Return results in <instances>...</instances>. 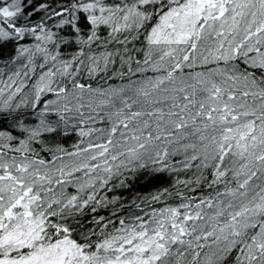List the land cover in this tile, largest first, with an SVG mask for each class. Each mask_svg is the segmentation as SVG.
Segmentation results:
<instances>
[{
    "label": "snow or ice",
    "instance_id": "snow-or-ice-1",
    "mask_svg": "<svg viewBox=\"0 0 264 264\" xmlns=\"http://www.w3.org/2000/svg\"><path fill=\"white\" fill-rule=\"evenodd\" d=\"M40 12L47 20L59 18L54 27L65 34L58 37L57 32L47 27L45 17L32 24L31 18ZM154 19L157 22L152 26L149 22ZM217 22L219 29L216 28ZM102 25L111 28L110 36L150 27L148 44L166 46L160 48L159 61L152 63V70L160 71L161 62L166 57L170 70L164 69L166 75L149 78L135 86L132 96H121L125 91L123 88L108 93L110 97L120 98V107L107 113L111 127L80 131L81 136L90 135L93 131L101 133L98 139L103 142L90 143L87 148L80 149V152L88 154L87 160L98 162H82L68 172L64 168L57 169L60 176L70 177L82 170L85 176H90L101 169L107 176L97 178L100 187H104L113 175L120 174L121 166L129 171L145 168V156L154 164L163 165L155 171H163L167 167L164 162L169 152L167 147L161 148L160 145L172 144L182 136L190 135L198 141L184 146L193 150L190 159H200L205 168L209 167L205 161L215 162L212 165L215 169L212 184L221 182L232 171L236 186L217 193V196L226 195L232 199L226 204L220 201L223 207L210 218L211 224L200 226L196 223L204 220L201 205L206 203L207 207H213L211 199L201 200L195 206V215L181 212L180 208L189 207L181 204L179 208L162 210L160 218L153 213L151 223L138 217L141 220L138 225L121 227L118 229L120 235L93 243L91 236L95 235L94 230L82 231L83 223L77 217L96 201L93 180L78 187V193L86 188L93 190L86 197L71 195L50 199L48 195L53 192L50 187L53 182L63 185L69 181L59 178L53 181L47 172L41 174L36 165H44V160L29 161L24 157L17 163L13 157L9 163L3 159L6 153L0 151V264H185L184 257L189 254L192 260L188 264H201L199 258L205 248L210 251L204 253L203 264H229L234 252L239 253L235 255V264H264V184L255 182L264 176V0H131V3L121 0L116 4H106L105 0H72L66 6L57 7L47 2L33 7L28 0H12L0 6V56L4 55L6 47L19 45L31 35L38 41L34 46L35 52L45 53L47 59L51 54L47 47H41L42 44H56L58 37L64 45L73 42L90 45L99 39L97 33ZM85 28L88 33L84 32ZM213 32L217 40L215 50L209 49L208 55L201 53L202 63H209L211 57L212 61H223L228 65L230 61L243 58L248 68L232 75L214 70L212 75L226 77L220 83L212 75L204 78L203 73H197L192 78L195 82L181 80L177 85L173 73L182 70L185 62H188V67L193 66L198 42L211 37ZM241 32L243 35L237 40ZM119 42L126 43L127 37ZM14 51L17 57L25 53L34 54L32 47L23 45L15 47ZM108 56L104 58L105 67L109 62ZM56 58V55H51L52 60ZM150 60L151 54L146 53L143 64L149 65ZM136 63L137 71L146 70L139 67L140 61ZM69 67L71 64L65 62L64 73ZM235 67L232 65L233 69ZM249 68L260 70L261 78L257 79L256 73ZM90 71L94 72L95 68ZM128 71L132 72L131 63ZM46 75L52 77L55 73L49 71ZM40 80L43 81L44 76ZM240 83L243 84L242 89L236 87ZM133 85H136L135 81L130 82L129 87ZM73 87L81 93L85 90L83 84H74ZM20 91L21 88L17 87L9 95L0 113L11 115L21 107L17 104L13 108L9 103ZM44 91H55L57 97L63 93L67 99L65 88L54 90L50 82L45 83L36 87L33 108L39 104ZM88 91L93 90L89 88ZM99 94L106 95L105 92ZM249 97L252 104L248 103ZM55 103L48 101L44 104L40 112L42 118L35 127L27 126L23 113L12 116L14 126L27 136L18 140V147H13L11 142L17 137L9 131H0V149L27 152L29 143L37 137L45 133L58 135L59 123L43 118L50 105ZM107 104L115 107L111 98L101 101V105ZM82 107L84 105L80 104L76 111ZM64 110L71 111L67 103ZM57 115L60 121H64L65 117L58 110ZM226 158H238V169L224 166ZM109 160H119L115 173ZM184 167L189 168L191 164L186 163ZM120 183L123 186L124 181ZM91 210L96 212V207ZM49 217H60V222L53 223ZM120 224L124 225V221L121 220Z\"/></svg>",
    "mask_w": 264,
    "mask_h": 264
},
{
    "label": "trees",
    "instance_id": "trees-1",
    "mask_svg": "<svg viewBox=\"0 0 264 264\" xmlns=\"http://www.w3.org/2000/svg\"><path fill=\"white\" fill-rule=\"evenodd\" d=\"M42 2H47L53 7H57L58 5L66 6L71 3L72 0H28V3L32 4L33 7H37ZM127 2L131 3V0H127ZM105 3L116 4L121 3V0H105ZM3 5V1L0 0V6ZM27 10L31 11V9ZM42 17H45L43 12L35 14L31 18V23L35 24L40 22ZM58 19L59 18L47 20L45 17L47 27L57 32L59 37L65 33L59 32V30L54 27ZM156 22L157 20L154 19L149 23L154 26ZM84 32L88 33V29L85 28ZM110 32V27L102 25L97 33L99 39L93 41L90 45L77 44L75 42L71 45H64L59 42L58 37L56 44H42L41 47H47L51 55L57 56L55 61L51 59V55L45 59V53L35 52L34 46L38 41L31 35L27 36L25 40L20 41L19 45L32 47L34 54L25 53L17 57L14 49L19 45H9L4 49V55L0 56V83L2 85L3 81L6 82V79L9 78V74L13 76L19 73V76H14V79L18 78L20 81L17 80L18 84L16 85V81L14 84L16 85L15 87H20V85H22V88L20 87V94H16L12 100L9 101L13 108H15L17 104L21 105V107L11 115L0 113V131H9L12 135L16 136L17 140L13 141L14 144L17 145L19 139H25L23 138L25 133H21L14 126L12 116H15L17 113H23L26 118L27 126L35 127L42 118L40 112L43 110L44 104L48 101H53L54 98L57 97V95L49 96L50 92H43L41 93L39 104L33 108L32 104L35 100L36 92L34 88H32V76H35L42 70L49 69L52 73H55L51 83L56 84L54 90L65 88L68 93L67 99L64 98L63 93L60 97H57V100H54L56 103L50 105V110L43 117L53 123H59V134L53 136L45 133L31 141L29 143V151L32 152L29 155L31 159H47L49 157V150L50 152L58 151L60 153L61 151L59 149H62L66 154L72 152L71 150L76 149L86 140V135H80L81 129L85 132L89 129H109L111 127V122L107 117V113L115 112L116 108L120 107V98L116 96L110 97L115 101V107L112 104L101 105V101L110 98H108L107 95L100 96L99 92L108 93L112 90L123 88L125 91L121 93V96H132L135 86L142 84L149 78L155 79L158 76L166 75L167 73L164 69L170 70L167 57L165 61L161 62L162 68L160 71L152 70V63L159 61L161 55L160 48L166 46H150L148 44L147 34L150 32V27L146 26L138 30L132 29L129 31H122L114 33L112 36L109 35ZM126 37V43L122 44L119 42L125 40ZM133 37H136V39H133ZM211 38L212 37H209L198 42L196 62L192 67H188V62H185L182 66V70L178 69L173 73L176 78V84H179L181 79H186L197 73H204V75H208L209 73L212 74L214 72L212 68H217V70L219 68L222 70L225 69L224 66L226 65L223 61H212L211 57H209V63H202L201 53L208 55V50L211 49L209 45ZM81 50L83 51L82 55ZM57 52L59 55H57ZM146 53L151 54L149 65L143 64ZM108 54L111 55L108 56ZM105 56H108L109 60L106 67L104 60ZM74 57L76 59H74ZM129 57H131L130 61ZM136 61H140L139 67H143L146 70L143 72L137 71L138 65ZM65 62L71 64L67 73H64ZM129 63H131L132 72L128 71ZM232 64H236L240 72L248 68V66L246 67L245 63L242 62V59L238 58L237 60L229 62L227 67L228 71H231L229 73L234 72L231 69ZM41 65H43V67H41ZM92 68H95L94 72L90 71ZM248 70L255 72L257 79L261 77L260 70L250 68ZM132 81H135L136 85L129 87ZM74 84H83L85 90L81 93L79 89L73 87ZM89 88L93 91H88ZM10 92L4 91L0 94V108L4 107V102L8 100L11 94ZM22 92L23 95H26L23 100L20 99ZM75 97L76 100L74 99ZM66 103L71 111L64 110V105ZM80 104H83L84 107L80 108L78 112L76 109ZM57 110L60 115L65 117L64 121H60ZM165 110H167L166 107ZM80 113H83V116H81ZM89 117H92V119H89ZM97 132L99 131H93L90 135H96ZM194 142L198 143L196 137L186 135L172 144H161L160 147H167L169 152V156L164 162L167 164V167L164 168L163 171H155L157 168H162L163 165L154 164L152 160L145 156L143 160V163L146 165L145 168H137L133 171H129L121 166L120 174L113 175L112 179H110L104 187H100V180L98 179L95 182V196L96 201L100 203L93 201L89 204L88 208L85 209L83 214H77L78 219L83 223V228L81 230L84 232L94 230L95 235L91 236V240L93 243H98L112 235H120L121 233L118 232V229L121 227L131 228L138 225L141 222V220L137 219L138 217L142 218L145 222L153 211L161 213V210L166 209L167 206H177L178 208L181 204L191 206L193 202L199 204L201 200L207 201L208 199H211L213 204L220 201H227L228 197L226 195L217 196V193H224L226 188L236 186L232 171H230L226 177L222 178L221 182L212 184L215 171L212 165L215 162L212 160L205 161V163L209 165V167L205 168L200 159L191 160L190 158L193 155V150L191 148L186 149L184 146ZM54 146L58 148L56 147L53 149ZM24 154L25 152H21L20 156L23 157ZM152 154L154 156V151ZM232 160H236V163H232ZM109 163L113 166V173H115V165L119 163V160H109ZM186 163L191 164V167L185 168L184 165ZM224 166L236 170L239 167V159L226 158ZM131 167L132 166L129 165V168ZM98 171H100V177L107 176V173H104L101 169ZM263 178L264 177L261 176L260 179H257L255 182L261 184ZM121 180L124 181L123 186H121ZM66 185L65 193H67L68 196L80 195L86 197L87 194L93 191L92 189L86 188L82 193H78L76 190L72 193V187ZM156 197H158V199ZM93 206L96 207V212H92L91 209ZM202 206H207V204L205 203ZM181 209L182 208H180V210ZM101 217L103 218L102 220L100 219ZM49 219L53 223L60 222V217H49ZM97 220L100 221L99 224L96 223ZM121 220L124 221V225L120 224ZM105 225H107V227H105ZM75 238L80 239L79 236H75ZM209 244H211V241H209ZM209 251V248L203 249L201 256ZM234 253L238 255V252ZM233 255L229 258V264L235 263H233L235 260Z\"/></svg>",
    "mask_w": 264,
    "mask_h": 264
},
{
    "label": "rangeland",
    "instance_id": "rangeland-1",
    "mask_svg": "<svg viewBox=\"0 0 264 264\" xmlns=\"http://www.w3.org/2000/svg\"><path fill=\"white\" fill-rule=\"evenodd\" d=\"M3 1V4H8V3H11L12 0H2ZM216 28L219 29V22H217V25H216ZM243 33L241 32L240 34L237 35V40L240 39L242 37ZM212 38L210 39L211 42H210V46H211V50L214 51L215 50V47H216V44H217V40L215 38V33L213 32L212 33ZM225 47H227V43H225ZM264 50V49H262ZM250 55H254L253 54H250ZM242 59V62H244V59ZM232 65H235V69H232V71H234L233 73H229L231 71H228V65L224 66V70L228 75H232V74H239L241 73L240 71H238V66L236 64H232ZM245 66L247 67V65L245 64ZM214 70H217V68H212ZM213 70V71H214ZM218 70H222L221 68H219ZM41 71V70H40ZM50 70L47 69V70H42L41 72L37 73L35 76H32V88H34V91L36 92V87L37 86H40L42 84H45V83H49L50 82V86L54 89L56 87V84H51L52 83V80L54 79V76L52 77H48L46 74L49 72ZM204 74V73H203ZM213 74V73H212ZM211 73H209L208 75H204V78H208L209 75H212ZM14 76L17 77L16 74H14L13 76L11 74H9V77H11L12 79L10 80L9 78L6 79V82L3 81L2 85L0 83V86L1 88L0 89H3L1 93H3L4 91L8 93H13L15 92L16 88L15 87L18 83H17V80L20 81L18 78L17 79H14ZM41 76H44V80L41 81L40 80V77ZM196 75L194 76H189L188 78L186 79H181L185 82H195L192 78L195 77ZM212 78L217 82V83H220L223 79H225L226 77L225 76H221L219 74H215V75H212ZM261 78V77H260ZM259 78V79H260ZM180 80V81H181ZM12 81H16V85L14 83H12ZM22 84V83H20ZM177 85H179L177 83ZM20 87L22 88V85H20ZM237 88H240L242 89L243 88V84L240 83V84H237L236 85ZM46 92V91H44ZM49 92V91H47ZM110 93V92H108ZM108 93H106V95L108 96V98H110V96L108 95ZM16 94H20V92L16 93ZM22 95V96H21ZM20 96V99L23 100L24 97L26 95H23V92ZM56 95V92L55 91H52L50 92L49 96H55ZM1 99V98H0ZM52 99V98H51ZM76 100V97L74 98ZM248 99V103L249 104H252L253 103V100L251 97L247 98ZM54 100H57V97L54 98ZM53 100V101H54ZM256 103L258 104V101H256ZM44 108V107H43ZM42 108V109H43ZM27 134L25 133L24 137L23 138H26ZM101 136V133L100 132H97L96 135H86V140L85 142L78 146L76 149L74 150H71L72 152L70 153H79L78 155H69V152L66 154L64 153V150H62L60 153L58 151H54V152H50L49 150V153H48V158L47 159H44L45 161V164L44 165H36L37 167L40 168V172L41 174H43L44 172H47L50 176L53 177V181H55V179H65L67 181H69L68 183H65L63 185H57L53 182V184L50 186L53 188V192L52 193H49L48 195V198L50 199H53V198H59V199H63L64 197L68 196L67 193H65V185L68 186L70 185L72 187V193L76 191H78V187L81 185V184H86V182H88L90 179L93 180V182L95 183L97 180H98V176L100 177V169H98L96 172H93L90 174V176H85L84 175V170H82L81 172H74L72 174V176L70 177H61L60 176V173L57 171V169H60V168H64L65 172H68V171H71L73 167L75 166H78L80 165L82 162H87V163H97L98 161H90V160H87L86 157L88 156L87 153H83V152H80V149H84V148H87L88 145L90 143L92 144H95V143H100V142H103L101 141V139H98V137ZM12 143V146L13 147H18L19 144H14L13 142ZM57 146H54V148H56ZM58 148V147H57ZM0 151H3L6 153V155L3 157V159L7 162H11L12 161V158L15 157L16 158V162L19 163L21 162L24 157H27V159L29 161H39V160H33L29 157L30 152L29 150L27 152H25L24 156L21 157L20 156V153L21 152H14V151H10L9 149H0ZM41 160V159H40ZM43 160V159H42ZM260 175V174H259ZM264 177V176H263ZM261 184H264V178L261 180ZM45 187H48V185H45ZM228 197V196H227ZM232 199L231 197H228L227 201H225V204L228 202V200ZM195 202H193V204H191V206H189L187 209H184L182 208L180 211L181 212H184V211H188L190 212L191 214L195 215V212H196V203L194 204ZM54 208H56L57 206L54 205L53 206ZM220 207H223V205L220 204V202L218 203H214L213 204V207L212 208H209L207 206H202L201 205V208H200V212H201V215L204 217V220L203 221H197L196 223L200 226H203L205 223H208V224H211L213 221L210 219L211 217L215 216V213L219 210ZM167 208H178L177 206H167ZM166 208V209H167ZM162 211V210H161ZM153 213L156 214V218H160V213H156L155 211L152 212V214H150L149 218L146 219L147 221L145 222H148V223H151L152 219H153ZM191 223V222H190ZM187 239V238H186ZM233 258L235 257V254L236 253H233ZM239 254V253H237ZM200 261H201V264H203V261L205 260V255H202L200 256ZM192 260V256L189 254V255H186L184 257V262L185 264H188V261L190 262ZM235 262V260L233 261V263ZM235 264V263H234Z\"/></svg>",
    "mask_w": 264,
    "mask_h": 264
}]
</instances>
